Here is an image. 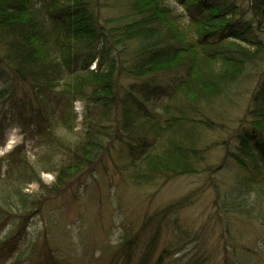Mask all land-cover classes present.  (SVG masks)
Wrapping results in <instances>:
<instances>
[{"label": "trees", "instance_id": "obj_1", "mask_svg": "<svg viewBox=\"0 0 264 264\" xmlns=\"http://www.w3.org/2000/svg\"><path fill=\"white\" fill-rule=\"evenodd\" d=\"M126 2V19L117 21L104 15L103 0H0V147L16 128L45 148L35 159L24 143L0 156V233L19 218L16 230L0 237V261L81 264L59 256L46 237L42 254L27 255L22 234L78 173L106 169L108 158L120 174L125 166L123 178L137 187L213 174L232 162L239 173L221 209L246 219L262 213L264 0H249L247 7L239 0ZM240 98L247 105L221 142L224 163L211 164L206 132L223 129L230 104ZM77 101L84 118L72 140L66 136L77 127ZM43 172H54L56 181L46 184ZM33 182L36 194L26 193ZM14 200L23 210L36 209L11 219ZM186 206L182 198L147 213L137 232L126 228L107 264H169L190 235L177 227L160 252L159 243L168 219ZM222 247L223 264L233 262L232 246ZM204 255L181 264H206Z\"/></svg>", "mask_w": 264, "mask_h": 264}, {"label": "rangeland", "instance_id": "obj_2", "mask_svg": "<svg viewBox=\"0 0 264 264\" xmlns=\"http://www.w3.org/2000/svg\"><path fill=\"white\" fill-rule=\"evenodd\" d=\"M103 1L109 6L103 8L106 17L117 21L126 19L129 10L126 0ZM239 1L244 7L249 5V0ZM130 82L131 80H125L124 83L128 85ZM234 102L230 104L225 115L228 119L222 121L223 129L206 132V144L203 145L206 149L208 147V162L211 164L224 163V146L221 142L229 138L231 127L235 125L233 119L244 114L247 101L240 98ZM83 109L80 101L74 103V111L78 115L77 127L74 134L66 136L72 140L76 139L82 130ZM64 134L65 131L60 129L59 135ZM6 139V145L0 147V156L23 143L32 158L36 153L42 154L45 150L44 147L34 146L31 140H25L24 133L19 129L8 131ZM107 164L106 169L96 168L91 174L89 171L78 173L79 180L69 187L64 195L51 197L41 213L31 217L26 235L22 234L21 239V245L28 252L27 255L37 257L41 253V242L46 237L61 257H70L81 264H107L109 253L119 244L126 228L137 232L147 213L161 212L163 207L187 198L188 207L168 219L159 243L160 252L175 237L177 231L174 230L177 227L181 232H188L189 234L184 233L187 237L190 235L183 250L174 253L172 261L168 259L169 264H181L203 252L207 259L206 264H223L226 248L222 246L226 243L231 245L233 250V262L229 264H264V205L259 217L252 216V219L221 209L222 203L228 202L226 191L231 188L234 175L239 173L232 162L213 174H186L168 182L157 178L143 187L134 186L132 180L123 178L128 176V172L126 175L122 170L124 165L120 168V171L125 173L123 175L118 172L119 169L111 159L108 158ZM119 164L121 166L122 162ZM41 175L46 184L56 181L54 172H43ZM38 188L39 185L33 182L24 190L28 194H36ZM74 192L77 193V198L74 197ZM12 204L11 219L15 218L16 213H27L36 209L30 206L23 210L21 204L15 200ZM18 222L19 218L16 217L5 225L0 237L11 230L15 231ZM140 238L142 242L147 240L145 236ZM14 260L12 258L0 261V264H13Z\"/></svg>", "mask_w": 264, "mask_h": 264}, {"label": "bare ground", "instance_id": "obj_3", "mask_svg": "<svg viewBox=\"0 0 264 264\" xmlns=\"http://www.w3.org/2000/svg\"><path fill=\"white\" fill-rule=\"evenodd\" d=\"M8 148H10V146Z\"/></svg>", "mask_w": 264, "mask_h": 264}]
</instances>
